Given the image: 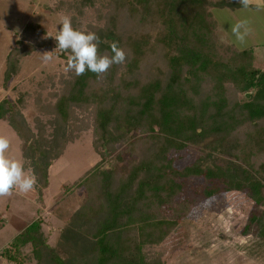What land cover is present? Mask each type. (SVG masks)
I'll list each match as a JSON object with an SVG mask.
<instances>
[{"label": "trees", "instance_id": "trees-1", "mask_svg": "<svg viewBox=\"0 0 264 264\" xmlns=\"http://www.w3.org/2000/svg\"><path fill=\"white\" fill-rule=\"evenodd\" d=\"M109 4L115 19L97 34L99 54L111 56L113 41L124 44L132 55L126 69L131 73L150 48H157L166 61L167 77L147 81L124 77L122 87L109 78L106 88L93 90L89 87L97 79L94 73H74L67 91L42 109L65 124L72 116V104L93 105L94 150L99 154L101 149L106 159L119 151L121 142L120 160L135 159L120 173L103 166L102 157L73 183L85 192L56 246L47 244L36 219L2 256L24 264L20 246L29 243L37 264H164L163 256L149 257L147 250L167 242L174 251L181 246L174 233H179L193 206L186 195L190 179L197 182L192 186L195 195L205 199L232 195L245 218L234 230L241 236L255 232L264 241V69L254 66L252 50L218 42L210 12L212 7L240 8L239 1L110 0ZM121 9L132 20L127 35H119L115 25ZM133 23L144 31L133 30ZM26 52L10 51L3 88L17 74ZM228 86L243 98L229 102ZM201 89L206 90L200 98ZM17 101L21 104L22 97ZM0 120H6L21 140L24 166L28 167L27 161L37 176L41 198L48 186V168L61 152L47 149L41 133L34 137L9 98L0 100ZM199 142H204L205 155L189 164L175 162V152Z\"/></svg>", "mask_w": 264, "mask_h": 264}, {"label": "rangeland", "instance_id": "rangeland-1", "mask_svg": "<svg viewBox=\"0 0 264 264\" xmlns=\"http://www.w3.org/2000/svg\"><path fill=\"white\" fill-rule=\"evenodd\" d=\"M109 1L93 0L92 4H86L83 0H0V100L9 98L34 137L38 138L41 133L47 141V149L52 153L61 152L48 168V186L41 198L38 197L37 185L28 194L14 191L11 196L0 197V264H14L8 262L2 252L28 223L36 219L41 221V234L47 244L56 246L62 229L80 207L85 192L73 183L102 157L103 166L113 167L120 173L127 171L128 163L135 159L126 156L123 161L120 160L123 158L121 142L116 148L119 151L109 154L106 159L101 149L99 154L94 150L93 105L72 104V116L65 124L47 109H42L45 105L51 107L56 97L67 91L74 74L66 70L70 52L56 49L57 42L48 36L57 34L61 18L65 15L71 18L74 29L98 34L115 19ZM257 4L260 6L257 7ZM210 12L217 23L218 42L232 43L238 50L254 51V66L264 69V0H254L246 10L242 7H212ZM116 17L119 35H127L132 24L129 14L121 9ZM241 19H247L251 29L243 45L236 42L230 30L231 24ZM132 27L137 32L144 31L138 23H133ZM120 47L126 52L125 62L112 65L106 74L91 82L89 88L104 89L109 78L113 80V85L122 87L121 78L124 77L132 79L135 75L139 81L167 77L166 61L157 48L156 51L150 48L138 68L126 73L132 55L124 44ZM14 48L27 52L19 60L17 74L3 88L5 61ZM50 51H53V58L45 62L41 54ZM205 90L201 89L200 98ZM227 96L229 102L240 101L243 93L228 86ZM19 97H22L21 104L17 101ZM261 125L264 126V120ZM0 135L10 141L9 155L24 162L20 151L22 142L6 120H0ZM205 153L204 142L189 143L183 150L174 153V160L179 165L189 164ZM25 163L28 165L26 169L30 168L29 163ZM196 183L193 179L186 182V195L193 201V206L182 221L179 233H174V239L182 241L181 246L175 251L170 249V242L151 246L147 250L148 256L159 254L163 256L164 264H264V241L255 232L241 236L238 229L234 230L245 220L236 208L239 204L235 198L219 193L205 199L195 195L192 186ZM237 197L240 198L239 195ZM20 252L25 256L24 264H37L29 243L20 246Z\"/></svg>", "mask_w": 264, "mask_h": 264}, {"label": "clouds", "instance_id": "clouds-1", "mask_svg": "<svg viewBox=\"0 0 264 264\" xmlns=\"http://www.w3.org/2000/svg\"><path fill=\"white\" fill-rule=\"evenodd\" d=\"M254 0H239L243 9L252 6ZM260 5L257 4V7ZM61 28L53 37L57 42L56 49L61 52H70L67 58V71H72L76 76H82L86 72L94 73L98 78L102 77L114 64H123L126 60V52L117 41L110 45L112 55L99 54L100 37L95 32L76 30L72 26L71 18L63 16L60 21ZM231 33L240 45L246 43L251 29L247 19H241L231 24ZM55 49V50H56ZM52 53L44 52L42 59L45 62L52 60ZM10 141L0 135V197L11 196L14 191L19 194H28L35 189L37 176L31 168L26 169L21 160L9 155Z\"/></svg>", "mask_w": 264, "mask_h": 264}, {"label": "water", "instance_id": "water-1", "mask_svg": "<svg viewBox=\"0 0 264 264\" xmlns=\"http://www.w3.org/2000/svg\"><path fill=\"white\" fill-rule=\"evenodd\" d=\"M246 96L248 97V94Z\"/></svg>", "mask_w": 264, "mask_h": 264}, {"label": "crops", "instance_id": "crops-1", "mask_svg": "<svg viewBox=\"0 0 264 264\" xmlns=\"http://www.w3.org/2000/svg\"><path fill=\"white\" fill-rule=\"evenodd\" d=\"M254 52V51H253Z\"/></svg>", "mask_w": 264, "mask_h": 264}]
</instances>
